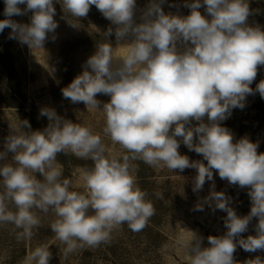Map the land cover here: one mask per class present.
Returning <instances> with one entry per match:
<instances>
[{
	"label": "clouds",
	"instance_id": "obj_1",
	"mask_svg": "<svg viewBox=\"0 0 264 264\" xmlns=\"http://www.w3.org/2000/svg\"><path fill=\"white\" fill-rule=\"evenodd\" d=\"M56 2L62 5L61 18L72 27L93 5L115 26L102 34L106 42L97 43L83 72L62 89V95L88 109H98L97 94L110 96L102 109L104 133L128 154L119 159L106 154L100 135L90 127L64 119L52 108L41 109L48 126L32 131L29 122L22 121L11 128L5 150L0 151V161L12 153L11 162L0 164L5 190L0 194V224L20 229L18 239L31 238L41 223L32 210L51 209L57 217L51 229L66 245L65 256L84 246L109 244L113 231L124 224L140 232L156 211L136 183L131 161L141 160L172 171L196 169L193 192L213 181V170L229 184L249 189L251 209L246 216L237 215L232 198L215 191L214 183L208 196L198 201L195 211L208 205L227 213V231L208 236V247H202L203 237L189 231L187 241L181 238L188 264H239L234 259L238 245L246 252L264 250V153L258 154V144L246 136L234 142L233 134L221 125L232 109L245 107L247 95L258 92L264 98V80L255 89L250 87L258 66L264 65V30L248 23L249 0H194L185 4L191 10L187 16L165 14L164 0H150L141 23L134 20L136 0ZM4 4L0 33L11 29L9 39L31 49L43 48L48 34L58 27L54 0H4ZM204 6L208 16L199 11ZM29 12L28 24L12 19ZM113 32L117 42L133 37L131 43L119 46L118 55L107 41ZM192 121L198 123L192 126ZM177 137L207 164L181 155ZM69 152L93 162L81 174L83 193L70 190L71 180L61 179L63 170L56 158ZM9 203L15 211L9 210ZM253 218L258 220L256 235L242 238ZM51 255L47 245H40L23 264H49ZM244 264H264V259L256 256Z\"/></svg>",
	"mask_w": 264,
	"mask_h": 264
},
{
	"label": "rangeland",
	"instance_id": "obj_2",
	"mask_svg": "<svg viewBox=\"0 0 264 264\" xmlns=\"http://www.w3.org/2000/svg\"><path fill=\"white\" fill-rule=\"evenodd\" d=\"M194 0H164L161 5L165 14L187 16L190 9L186 3ZM150 0H136L134 20L141 23V16L149 5ZM24 8L25 5H20ZM56 15L54 19L58 27L54 33L48 34L43 48L31 49L18 40L9 39L11 29L6 28L0 33V151H4L5 138L11 134V128L27 120L32 131H42L49 124L46 116H41L43 108H52L56 113L73 123L88 126L95 134L100 135L111 156L117 159L128 154L119 144H114L111 138L104 133L106 117L103 104L110 101V96L97 94L96 99L101 103L98 109H88L82 102L72 103L62 95V89L84 70L87 59L96 51L97 43L106 42L103 33L114 25L106 19L93 5L86 17L80 18L77 27L70 26L65 19L62 5L54 0ZM251 14L248 23L259 25L264 30V0H249ZM4 0H0V20L4 17ZM202 15L208 16L206 6L199 9ZM32 13L13 16L19 23H30ZM210 19V17H208ZM55 37L53 39L52 37ZM133 37L128 36L117 42L115 34L107 41L115 48L118 55L122 46L131 43ZM264 80V65L258 66L257 76L251 88ZM207 123V116L204 117ZM198 122L192 121V126ZM221 125L233 134L234 142L242 137L257 143V152L264 153V98L258 92L249 94L245 99V107L234 108L231 115ZM26 131L28 129H25ZM178 151L189 157L190 161H201L205 165L201 154L190 151L182 142ZM70 152L66 155H57V162L65 172L62 160L68 162L67 179L72 181L70 190L85 192L83 181L80 179L85 169H91L93 162L90 159H74ZM12 153H8L5 161L11 162ZM77 160V161H76ZM74 162H78L76 165ZM135 167L134 176L137 185L147 193L156 211L149 219L147 226L140 232L131 231L127 224L122 225L112 233L109 244H101L96 248H77L75 251L64 254L66 245L56 239L51 224L57 219L53 210L44 213L39 209L32 211L41 223L33 229L31 238L18 239L20 229L11 223L0 224V264H23L37 246L47 245L51 252L49 264H188V251L181 238L187 241L191 232L203 237L202 247H208V236H222L227 229L224 218L227 213L222 210L213 211L208 205L203 211H195L194 207L199 200L208 196L214 183V190L223 191L232 198L231 206L238 216H246L251 209V200L248 196V187L240 188L222 180L218 172L213 170V181H206L203 189L193 192L194 178L197 170L186 168L169 170L167 167H153L141 160L131 161ZM73 164V165H72ZM38 179H43L39 174ZM62 175V176H63ZM2 178H0V194L4 193ZM9 210L15 211V206L8 205ZM256 218L250 222L248 230L241 234L242 238L256 235ZM260 256L264 259V250L246 252L239 245L234 253V259L244 264L248 259Z\"/></svg>",
	"mask_w": 264,
	"mask_h": 264
},
{
	"label": "trees",
	"instance_id": "obj_3",
	"mask_svg": "<svg viewBox=\"0 0 264 264\" xmlns=\"http://www.w3.org/2000/svg\"><path fill=\"white\" fill-rule=\"evenodd\" d=\"M64 154V153H63ZM64 155H66V154H64ZM74 159H77L75 156H72ZM77 161V160H76ZM62 163H63V165H64V168H65V172H64V175L62 176V178L61 179H63V178H66V176L68 175L67 173H68V162H66V161H64V160H62ZM76 165H78V162H74ZM73 165V164H72Z\"/></svg>",
	"mask_w": 264,
	"mask_h": 264
}]
</instances>
